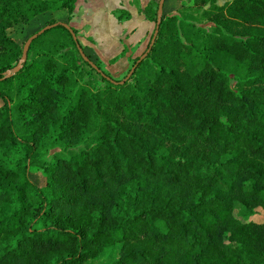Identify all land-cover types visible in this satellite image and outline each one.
<instances>
[{
  "label": "trees",
  "instance_id": "obj_1",
  "mask_svg": "<svg viewBox=\"0 0 264 264\" xmlns=\"http://www.w3.org/2000/svg\"><path fill=\"white\" fill-rule=\"evenodd\" d=\"M77 2L0 0V264H93L113 246L112 264H264V0L163 14L122 80L63 26ZM158 6L141 10L155 28ZM56 12L68 23L47 21L3 79L24 48L9 31ZM55 145L68 153L46 160Z\"/></svg>",
  "mask_w": 264,
  "mask_h": 264
},
{
  "label": "crops",
  "instance_id": "obj_2",
  "mask_svg": "<svg viewBox=\"0 0 264 264\" xmlns=\"http://www.w3.org/2000/svg\"><path fill=\"white\" fill-rule=\"evenodd\" d=\"M150 2L152 0H78L70 21L67 20L78 31V39L93 61L105 66L110 73L129 71L133 60L146 51L155 30V24L141 12ZM192 2L166 0L165 13Z\"/></svg>",
  "mask_w": 264,
  "mask_h": 264
},
{
  "label": "rangeland",
  "instance_id": "obj_3",
  "mask_svg": "<svg viewBox=\"0 0 264 264\" xmlns=\"http://www.w3.org/2000/svg\"><path fill=\"white\" fill-rule=\"evenodd\" d=\"M152 1L156 2V4L159 3L158 0H152ZM229 1H231V0H218V4L223 5L224 3L229 2ZM180 9L173 8V9H171L170 12H167V13H165V9H164V14L166 16L178 14V11ZM54 18L57 20L68 23V20H67L68 14L67 13H65V12H56L54 14L48 13V14H45L43 16L36 18L28 26H18L16 28L10 30L9 35L12 39L17 41L20 45L24 46V43L27 41V39L30 36H32L35 32H37L42 27H44L46 25L47 21L52 20ZM201 26H203L204 28L210 27L209 24H204V23L201 24ZM100 65H101V70L107 72L105 66H103L102 64H100ZM108 73L114 79L122 80L128 75L129 71H121V72H113V73L108 72ZM94 78L99 79L97 76H95ZM1 102L2 101L0 100V105H1ZM68 150H69V148L66 146L55 145V147L53 149L45 151L44 157L46 160L50 161L53 158V155H55L57 153L67 154ZM30 177L39 187H44L46 185V176L42 171L32 172V174H30ZM234 216L243 222H247L250 220V218H248L244 215V208L242 207V205L240 203H236L235 210H234ZM253 220L257 221V222H261L262 220H264V210H259L257 212V214L255 215V217L253 218ZM119 256H120V247L119 246H113V247H110L107 250V252L100 255L93 262V264L94 263L95 264H112L113 262H115L116 260L119 259Z\"/></svg>",
  "mask_w": 264,
  "mask_h": 264
},
{
  "label": "water",
  "instance_id": "obj_4",
  "mask_svg": "<svg viewBox=\"0 0 264 264\" xmlns=\"http://www.w3.org/2000/svg\"><path fill=\"white\" fill-rule=\"evenodd\" d=\"M165 2H166V0H160V1H159V6H158V21H157V24H156V28H155V32H154V36H153V38H152V40H151V44H150V46H149V49L147 50V52H146L145 54H143V55L140 57V60L138 61V63L141 62L142 60H144V59L147 57V55L150 53V51H151V49H152V46H153L154 43H155V40H156L157 35H158V29H159V27H160V24H161V22H162V18H163V14H164V5H165ZM57 25H58V24H54V25H52V26H46L45 28L41 29L39 32H37V33L33 34L32 36H30V37L28 38V40L26 41L25 45H24V48H23V55H22V58L20 59L18 65H17L15 68H13V69L8 70V71L6 72V74H5V76H4L3 79H8V78H11V77H13L14 75L18 74V73L23 69L24 65H25L26 62H27V55H28V51H29V49H30V46H31L32 42H33L34 40H36L39 36H41L42 34H44L47 30H50L51 28L56 27ZM63 26H64L65 28H67V29L71 32V34L73 35L74 40H75V41H78V37L76 36V34L74 33V31L72 30V27H71L70 25H66V24H63ZM80 52H81L83 58L85 59V61L90 62L91 65H92V67L98 70L97 66H96L93 62H91V61L85 56V54H84V52H83L82 49H80ZM134 69H135V68H133V69L131 70V73L128 75L127 78H129V77L131 76V74L133 73ZM98 71H100V70H98Z\"/></svg>",
  "mask_w": 264,
  "mask_h": 264
}]
</instances>
